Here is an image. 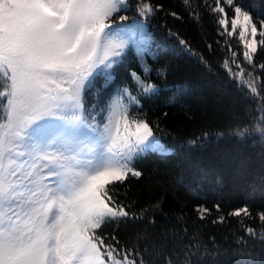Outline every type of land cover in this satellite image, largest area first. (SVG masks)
Here are the masks:
<instances>
[{
	"label": "snow or ice",
	"instance_id": "obj_1",
	"mask_svg": "<svg viewBox=\"0 0 264 264\" xmlns=\"http://www.w3.org/2000/svg\"><path fill=\"white\" fill-rule=\"evenodd\" d=\"M205 4L220 14L219 35L238 31L244 60L253 71H264V63H253L264 47V19L254 20L238 0ZM161 7L151 0L134 6L130 0H0V264H145L138 243L129 247L115 234L97 230L129 218V206L118 202L114 186L142 176L136 160L152 152L168 154L154 131L159 125L146 114L139 117L141 100L156 95L158 87L132 72L139 95L124 87L103 107H90L88 97L95 92L99 98L110 86L111 70L131 49L140 55L144 73L150 71L144 61L152 37L148 21ZM236 56L232 52L231 62L239 68ZM223 67L258 95L243 68L234 73L228 59ZM251 134L247 127L229 133L241 141ZM255 134L264 145V127L257 126ZM147 211L131 218L142 219ZM196 211L203 219L210 209L200 205ZM229 215L251 212L245 204ZM257 216L264 223V210ZM245 230L256 234L252 227ZM201 247L194 236L183 257L170 253L164 264H192Z\"/></svg>",
	"mask_w": 264,
	"mask_h": 264
},
{
	"label": "trees",
	"instance_id": "obj_2",
	"mask_svg": "<svg viewBox=\"0 0 264 264\" xmlns=\"http://www.w3.org/2000/svg\"><path fill=\"white\" fill-rule=\"evenodd\" d=\"M130 2L134 6L137 0ZM238 2L251 11L254 20L264 19L258 16L264 11V0ZM151 3L162 7L148 21L152 37L144 61L150 71L144 73L140 55L131 49L111 70L110 86L99 98L91 93L88 102L90 107H103L124 87L139 95L131 73L146 75L158 91L141 100L139 117L146 114L151 124L159 125L154 131L168 154L152 152L136 160L134 167L142 176H129L114 186L118 202L129 206V218L105 224L98 234H115L129 247L138 243L145 264H164L173 252L183 257L194 236L202 247L201 255L191 258L192 264H264V223L257 216L264 210V145L255 134L257 126L264 127L259 123L264 109V71L258 67L253 71L252 64L244 60L238 35H219L220 14L212 13L205 0ZM207 4L214 6V0ZM127 15L129 20L135 16L134 7ZM232 52H237L239 68L231 62ZM225 59L234 73L244 69V79L254 83L258 95L229 75L223 67ZM253 63H264V47L258 48ZM102 84L98 80V87ZM246 127L252 134L243 141L229 135ZM218 133L224 135L218 137ZM181 178L183 183H178ZM156 204L159 207H153ZM245 204L251 216L229 215ZM200 205L210 209L203 219L196 211ZM145 208L148 211L142 219L131 218ZM247 227L256 230L255 236L246 232ZM138 234L142 236L139 240Z\"/></svg>",
	"mask_w": 264,
	"mask_h": 264
},
{
	"label": "rangeland",
	"instance_id": "obj_3",
	"mask_svg": "<svg viewBox=\"0 0 264 264\" xmlns=\"http://www.w3.org/2000/svg\"><path fill=\"white\" fill-rule=\"evenodd\" d=\"M130 22H131V20H129V21H128V23H130ZM237 35H238V31H237ZM257 39L259 40V39H260V37L258 36V37H257ZM160 143L162 144V142H161V141H160ZM162 145H163V144H162ZM163 147H164V145H163Z\"/></svg>",
	"mask_w": 264,
	"mask_h": 264
}]
</instances>
